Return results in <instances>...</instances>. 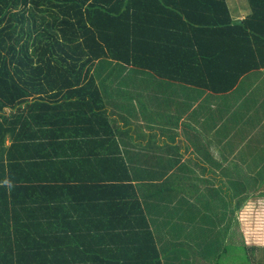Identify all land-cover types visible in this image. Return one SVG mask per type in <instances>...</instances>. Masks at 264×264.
<instances>
[{
	"label": "trees",
	"instance_id": "obj_1",
	"mask_svg": "<svg viewBox=\"0 0 264 264\" xmlns=\"http://www.w3.org/2000/svg\"><path fill=\"white\" fill-rule=\"evenodd\" d=\"M246 1L240 23L225 0H0V264H161L91 69L226 93L264 68Z\"/></svg>",
	"mask_w": 264,
	"mask_h": 264
},
{
	"label": "crops",
	"instance_id": "obj_2",
	"mask_svg": "<svg viewBox=\"0 0 264 264\" xmlns=\"http://www.w3.org/2000/svg\"><path fill=\"white\" fill-rule=\"evenodd\" d=\"M225 1L235 11L233 22L250 13L243 0ZM242 9L245 17H236ZM170 72L110 59L91 69L113 146L129 172L145 176L131 185L159 261L264 264L250 254L257 248L241 220L249 188L264 187V117L244 112L243 86L263 82L264 68L249 71L226 93L158 75Z\"/></svg>",
	"mask_w": 264,
	"mask_h": 264
},
{
	"label": "rangeland",
	"instance_id": "obj_3",
	"mask_svg": "<svg viewBox=\"0 0 264 264\" xmlns=\"http://www.w3.org/2000/svg\"><path fill=\"white\" fill-rule=\"evenodd\" d=\"M237 1L239 5L241 0ZM243 1H245V4L247 5V1ZM242 10L243 11H239L240 13L236 14V17H245L247 10ZM230 13L231 15H234L235 11L232 9ZM262 86H264V80L261 83L246 84L243 86L245 88L247 87V96H249L244 112L247 113L248 111V113L256 119L264 117V107L258 108L260 101L264 102V99L262 100V96H264V87ZM259 122L260 121L255 122L254 124H258ZM248 194L250 199L249 202H247L248 208L244 210L245 212L242 214L241 220L244 222V225L248 227L249 245L257 248L250 251V254L253 253L255 258H258L261 263H264V187H250Z\"/></svg>",
	"mask_w": 264,
	"mask_h": 264
}]
</instances>
